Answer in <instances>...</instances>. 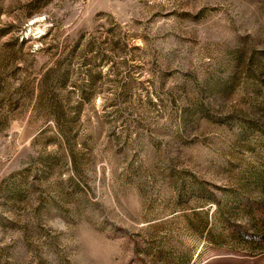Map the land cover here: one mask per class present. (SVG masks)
<instances>
[{"label":"rangeland","instance_id":"obj_1","mask_svg":"<svg viewBox=\"0 0 264 264\" xmlns=\"http://www.w3.org/2000/svg\"><path fill=\"white\" fill-rule=\"evenodd\" d=\"M0 264H264V0H0Z\"/></svg>","mask_w":264,"mask_h":264}]
</instances>
